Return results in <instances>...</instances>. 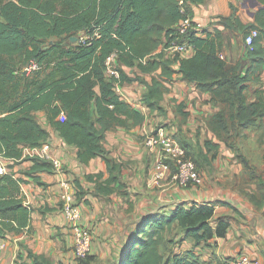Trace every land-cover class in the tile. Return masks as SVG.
Returning <instances> with one entry per match:
<instances>
[{"label":"trees","instance_id":"1","mask_svg":"<svg viewBox=\"0 0 264 264\" xmlns=\"http://www.w3.org/2000/svg\"><path fill=\"white\" fill-rule=\"evenodd\" d=\"M184 1L182 10L180 0H0V156L15 161L30 159L34 162L31 171L53 169L48 160L23 156L24 148L48 142L50 131L38 119V113L44 112L62 140L78 147L81 162L105 159L109 177L103 178L102 172L87 175L95 182L94 193L107 196L118 191L125 195L121 164L107 157L106 132L142 123L145 115L121 98L114 90V79L106 74L107 58L116 53L121 82L130 80L124 66L141 72L162 68L160 76L148 83L143 97L151 109L161 112L160 101L167 90L164 80L174 78L172 66L179 62L183 79L196 82L221 105L208 120L211 130L236 151L248 178L258 177L264 187L243 153L247 130L264 124V6L251 25L232 16L220 19L227 28L248 33L259 29L247 45L249 66L242 75L241 61L226 66L219 29L206 37L192 30L184 35L195 50L191 57H166L161 52L176 37V24L185 16L194 17L191 4L201 0ZM259 1L264 4V0ZM81 34L88 37L85 43L79 41ZM73 36L77 41H72ZM20 63H36L40 68L21 70ZM136 79L142 81L140 76ZM207 147L217 149L218 144L207 141ZM186 149L199 168L194 155L203 157V150L193 154ZM22 182L15 172L0 173V237L31 229L33 208L21 195ZM77 195L79 199L82 192ZM250 200L258 209L263 208L264 190L253 193ZM230 227L227 218L215 219L214 203L150 214L129 237L117 264H202L193 251L167 255L163 246L170 242L168 234L181 228L198 245L226 236ZM30 256L35 258L34 264H49L44 256L31 252Z\"/></svg>","mask_w":264,"mask_h":264},{"label":"crops","instance_id":"2","mask_svg":"<svg viewBox=\"0 0 264 264\" xmlns=\"http://www.w3.org/2000/svg\"><path fill=\"white\" fill-rule=\"evenodd\" d=\"M193 16L202 22L206 37L216 29L222 31V55L227 67L242 62V75L249 66L248 46L245 38L248 30L231 29L221 24L222 17L232 16L245 25L255 22L257 11L264 6L259 0H201L191 4ZM234 7V9H233ZM250 31V30H249ZM191 50L183 57H191ZM176 71L172 80H164L167 90L160 105L164 111L151 109L143 100L148 91V83L160 76L162 68L152 72H141L139 68L123 67L130 80L122 82L121 98L145 115L142 123L120 126L106 132L104 146L107 157L121 164L120 180L125 195L116 191L110 195H96L95 182L87 175L102 172L103 178L110 175L104 158L97 157L89 163L78 158V147L66 144L58 131L50 125L44 112L38 119L50 131L48 142L53 156L64 164V173L56 170L31 171L34 162L30 159L15 161L3 159L7 171L16 173L23 179L21 195L26 205L33 208L30 230L21 234L9 232L0 237V264H34L35 255L44 256L49 264H107L111 258H118L129 237L140 221L157 212L170 211L178 206H191L194 203H214L215 219L225 217L231 227L224 237H215L208 243L196 244L181 229L172 236L180 244L169 247L173 254L193 251L202 264H223L228 258L244 254L264 262V207L258 209L250 200L256 184H251L245 165L239 160L236 151L218 139L208 124L209 118L221 108L212 94L198 88L178 72L180 63L175 62ZM140 76L142 81L136 79ZM264 89V67L262 70ZM256 87V86H255ZM179 106L182 109L179 111ZM165 126L180 143L193 154L199 148L203 157H198L203 183L180 186L175 173H170L161 186L152 184V173L159 157L157 147L150 148L145 136L157 127ZM248 139L244 145L246 156L251 162L248 144L264 135V124L259 129H248ZM264 140V137L262 138ZM207 141L218 144L217 149L209 150ZM65 178L74 181L78 199L83 211V221L93 234L94 250L90 258L77 259L74 240L64 217L60 202L61 183Z\"/></svg>","mask_w":264,"mask_h":264},{"label":"built area","instance_id":"3","mask_svg":"<svg viewBox=\"0 0 264 264\" xmlns=\"http://www.w3.org/2000/svg\"><path fill=\"white\" fill-rule=\"evenodd\" d=\"M184 3V0H180L182 8ZM191 30L195 31L199 36L205 33L202 22L196 20L194 17L185 16L176 24V37L168 42L161 49V52L166 57L185 56L194 49L188 39H183L184 35ZM258 33L259 29H250L245 38L246 44H252ZM86 39L88 37L85 34H81L79 37V41L82 43H85ZM39 68L38 64L33 63L30 65V70L27 71ZM106 74L114 79V90L122 97L121 73L116 53L111 54L107 58ZM145 143L150 148L157 147L159 149V157L157 158L152 173V184L154 186H161L165 178L172 172L175 173V178L180 186L188 187L203 183L204 178L196 162L189 156L186 147L169 133L165 126H159L153 132L146 135ZM23 156L48 160L53 163L54 170L64 173V164L59 158L53 156L49 142H45L39 147L24 148ZM5 172H7V167L0 156V173ZM60 202L62 212L74 240L75 256L80 260L86 259L93 253L94 239L91 228L83 221V211L78 201L77 190L73 179L65 178L62 181ZM224 264H264V262L248 255L240 254L227 259Z\"/></svg>","mask_w":264,"mask_h":264},{"label":"rangeland","instance_id":"4","mask_svg":"<svg viewBox=\"0 0 264 264\" xmlns=\"http://www.w3.org/2000/svg\"><path fill=\"white\" fill-rule=\"evenodd\" d=\"M20 67L21 70H30V65H21L20 63ZM264 137V135L257 139V137L255 138L256 141L248 144V149H249V155H251L253 157V159L255 160L254 162H251L252 167L254 168L255 172L257 175L260 176V178L262 179V181H264V140H262V138ZM246 144V143H245ZM245 151H243L244 153ZM249 179L248 181L251 184H256L257 187L254 188V193H261L264 190L263 185L261 184V182L259 181L258 177L257 178H247ZM246 177L244 178V180H247ZM250 198V197H249ZM173 233V232H172ZM172 233L168 234V237H171L170 242L166 243L163 247L165 249L164 252H166V250L172 246H176L178 244H180V240L175 236H172ZM120 253V251H119ZM167 255L169 254V251H167L166 253ZM228 259V258H227ZM226 259V260H227ZM225 260V261H226ZM119 260L118 259H109L107 261V264H117ZM224 261V262H225Z\"/></svg>","mask_w":264,"mask_h":264},{"label":"water","instance_id":"5","mask_svg":"<svg viewBox=\"0 0 264 264\" xmlns=\"http://www.w3.org/2000/svg\"><path fill=\"white\" fill-rule=\"evenodd\" d=\"M72 41H77V37L76 36H73L72 37Z\"/></svg>","mask_w":264,"mask_h":264}]
</instances>
